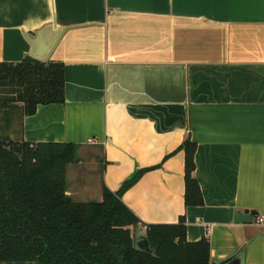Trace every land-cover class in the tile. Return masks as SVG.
I'll return each mask as SVG.
<instances>
[{"label": "crops", "instance_id": "1", "mask_svg": "<svg viewBox=\"0 0 264 264\" xmlns=\"http://www.w3.org/2000/svg\"><path fill=\"white\" fill-rule=\"evenodd\" d=\"M40 47L65 66L66 101L19 115L5 137L76 145L66 181L77 202L143 172L122 196L141 230L184 217L189 242L209 239L211 264L241 252L264 264V225L235 220L264 215V0H0V63Z\"/></svg>", "mask_w": 264, "mask_h": 264}, {"label": "trees", "instance_id": "2", "mask_svg": "<svg viewBox=\"0 0 264 264\" xmlns=\"http://www.w3.org/2000/svg\"><path fill=\"white\" fill-rule=\"evenodd\" d=\"M65 66L27 56L17 64L0 63V107L6 125L20 112L33 116L39 106L64 104ZM186 152L187 207L203 196L193 174L196 146ZM70 143L0 137V264H211V244L204 237L189 242L184 217L179 223L143 225L155 254L134 247L141 223L124 203L123 193L104 187L99 202H77L67 194L66 174L77 161Z\"/></svg>", "mask_w": 264, "mask_h": 264}, {"label": "water", "instance_id": "3", "mask_svg": "<svg viewBox=\"0 0 264 264\" xmlns=\"http://www.w3.org/2000/svg\"><path fill=\"white\" fill-rule=\"evenodd\" d=\"M49 28L51 29V26ZM61 31L62 29L58 28L59 34L61 33ZM42 36L43 34L41 33L40 39L38 41L37 40L34 41L33 43L34 46L40 44V41L42 40ZM57 40H55L51 48L55 46V44L57 43L56 42ZM42 51L43 50H41V47H40V50H37V51H36V48H33L32 52L29 54V57L39 62H48L49 61L48 52L45 51L46 53H42ZM257 216H258V213L255 211H245L243 213L237 214L235 220L238 223L252 224L254 223V220ZM134 247L136 250L141 251V252L150 253V254L156 253V249H153L152 245L148 241L147 234L145 233V231L141 230L139 227H137L134 231ZM212 264H245L244 254L243 252H241L239 254L229 257L228 259L222 262H213Z\"/></svg>", "mask_w": 264, "mask_h": 264}, {"label": "rangeland", "instance_id": "4", "mask_svg": "<svg viewBox=\"0 0 264 264\" xmlns=\"http://www.w3.org/2000/svg\"><path fill=\"white\" fill-rule=\"evenodd\" d=\"M21 115L20 112L16 113L13 118H12V122L10 125H6V121H5V117H4V111L3 109L0 107V137H5L7 136H11L13 134H18V129H19V119H21V117L19 116ZM16 136V135H15ZM15 139H19L18 137H16Z\"/></svg>", "mask_w": 264, "mask_h": 264}, {"label": "built area", "instance_id": "5", "mask_svg": "<svg viewBox=\"0 0 264 264\" xmlns=\"http://www.w3.org/2000/svg\"><path fill=\"white\" fill-rule=\"evenodd\" d=\"M89 142H90V143H93L92 140H90ZM255 221H256V223H257L258 225L263 226V225H264V215L257 216V217L255 218ZM143 228H144V230H146V227H143Z\"/></svg>", "mask_w": 264, "mask_h": 264}]
</instances>
